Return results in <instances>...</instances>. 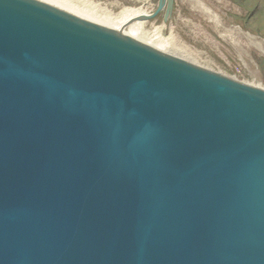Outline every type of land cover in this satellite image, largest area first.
Segmentation results:
<instances>
[{"label":"water","instance_id":"1","mask_svg":"<svg viewBox=\"0 0 264 264\" xmlns=\"http://www.w3.org/2000/svg\"><path fill=\"white\" fill-rule=\"evenodd\" d=\"M0 264H264V89L0 0Z\"/></svg>","mask_w":264,"mask_h":264},{"label":"rangeland","instance_id":"2","mask_svg":"<svg viewBox=\"0 0 264 264\" xmlns=\"http://www.w3.org/2000/svg\"><path fill=\"white\" fill-rule=\"evenodd\" d=\"M50 1L65 3L77 12L78 9L86 12L109 28L115 26L127 10L150 14L158 4V0ZM200 1L219 16V24L194 8L190 0H175L167 22L163 21L161 12L156 18L142 23L139 34L142 39L138 36L139 40L155 46L152 37L159 34L168 43L167 53L264 89V54L250 45L244 35H252L264 46V0ZM256 7H259L257 12ZM235 28L241 33L237 34ZM147 40L154 41V44Z\"/></svg>","mask_w":264,"mask_h":264},{"label":"bare ground","instance_id":"3","mask_svg":"<svg viewBox=\"0 0 264 264\" xmlns=\"http://www.w3.org/2000/svg\"><path fill=\"white\" fill-rule=\"evenodd\" d=\"M46 1H49V2L55 4V5L59 6V7L68 9V10H70L71 12H73L75 14H78V15H80L82 17H85V18H87V19H89V20H91V21H93V22H95L97 24H100L102 26L107 27L106 25H103V24L97 22L92 15L85 14L86 12L85 13H82L83 11L81 12V11H79V9H78V12H77L74 7H69V5H67L65 3L53 2V1H50V0H46ZM190 1L192 2L194 8L198 9L204 15H206L207 17H209V19L211 21L216 22L217 24L220 23L219 16L215 12H213L209 7H207L205 4H203L200 0H190ZM143 15H148V13H146L145 11H142V10H127L115 22V26H112L110 28L111 29H115V30H120L124 34H126V35H128V36H130L132 38H135V39H138L139 40V37H140L139 34L141 33L140 32V28H141V25H142L143 22H136V21L130 22V21L132 19H134L135 17L143 16ZM107 28H109V27H107ZM235 31H236L237 34H240L241 33V31L239 29H236ZM244 35L249 40L250 45H252L258 51H260L262 54H264V46L262 45V42L257 41L256 39H254V37L252 35H250L248 33H246ZM152 38L155 41V46L154 47L157 48V49H159V50H161V51H163V52H166L167 53V51H168L167 48H169L168 47V43L165 40L161 39L160 36H159V34H156V33L154 34V36ZM147 41L148 42H152V41H149V40H147ZM154 41L152 42L153 44H154Z\"/></svg>","mask_w":264,"mask_h":264},{"label":"flooded vegetation","instance_id":"4","mask_svg":"<svg viewBox=\"0 0 264 264\" xmlns=\"http://www.w3.org/2000/svg\"><path fill=\"white\" fill-rule=\"evenodd\" d=\"M257 10H259V7H256V12H257Z\"/></svg>","mask_w":264,"mask_h":264}]
</instances>
